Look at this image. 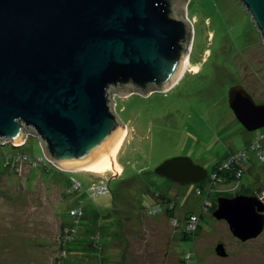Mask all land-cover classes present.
Masks as SVG:
<instances>
[{
	"label": "rangeland",
	"instance_id": "374dc122",
	"mask_svg": "<svg viewBox=\"0 0 264 264\" xmlns=\"http://www.w3.org/2000/svg\"><path fill=\"white\" fill-rule=\"evenodd\" d=\"M185 15L192 22L194 40L184 75L205 72L201 74L215 77L218 94L226 92L232 80L264 104V43L243 5L238 0H187ZM196 82H184L167 95L113 93L114 110L127 130L116 156L120 171L71 173L54 168L46 174L22 158L14 160V176L11 168H0V264H58L65 254L63 240L70 236L73 244L82 246L81 252L73 253L74 264H264V231L257 239L239 241L227 222L214 218L211 200L199 195L196 185L171 187L155 174L162 163L179 157L191 158L211 173L230 151L245 150L256 141L264 153V137L255 136L264 129L250 133L235 116L219 114L208 92L197 93L206 86ZM26 135L25 146L15 145L19 149L9 142L0 146L3 166L12 156L45 157L34 133L29 130ZM252 152L249 157L255 163H247L250 167L241 181L217 184V190L234 193L238 185L252 186L264 202V161ZM221 167L214 174L225 173ZM72 179L83 186L81 191H72ZM102 181L110 192L90 197L86 188ZM156 204H177L181 220L188 212H202L205 221L197 238L185 241L183 223L174 226L165 211L149 213ZM79 205L85 217L74 220L70 210ZM221 242L228 253L225 258L216 253Z\"/></svg>",
	"mask_w": 264,
	"mask_h": 264
},
{
	"label": "water",
	"instance_id": "95a60500",
	"mask_svg": "<svg viewBox=\"0 0 264 264\" xmlns=\"http://www.w3.org/2000/svg\"><path fill=\"white\" fill-rule=\"evenodd\" d=\"M264 43V0H238ZM187 0H0V146L26 144V131L63 172L108 163L124 130L113 93L147 96L182 78L194 40ZM229 105L247 132L264 129V104L243 86ZM155 174L201 185L208 171L191 158L165 161ZM214 218L241 242L264 231L258 196L219 197ZM228 256L224 243L216 248Z\"/></svg>",
	"mask_w": 264,
	"mask_h": 264
},
{
	"label": "trees",
	"instance_id": "16d2710c",
	"mask_svg": "<svg viewBox=\"0 0 264 264\" xmlns=\"http://www.w3.org/2000/svg\"><path fill=\"white\" fill-rule=\"evenodd\" d=\"M25 145L26 144H24L23 146H25ZM23 146H20L19 148H21ZM13 148L14 149H19V148L15 147V146ZM238 152L239 151H230V153H228L227 155H225L219 162H217L213 166V170H212L211 173H208V177H207L206 181L203 184L196 186V188L198 189V191H200V195H202V197H204L205 199L207 198L208 201L211 200L212 205H211L210 209L213 212L217 209V200H218L219 197H229V198H232V197H235V196H238V195H251V196L254 195V196H257V194H258V192L255 191V190H253L251 186H248L247 187V186H244V185H238L239 189L237 191H235L236 193L235 192L234 193H230V192H227V191L217 190L216 189L217 188L216 187L217 185H212L211 186L212 188L210 187L211 190L210 191H206V187H207V184L210 181L211 174L214 173L215 171H217L220 166H223L225 162H227L229 159H231L233 157V155H236ZM13 157L14 156L9 157V158H13ZM15 157H17V156H15ZM23 157H26V156H23ZM9 158H7L6 162H9ZM27 158H29V160L31 159V161H35V159H36V158H33V157H27ZM249 161H250V163H252V162L255 163V159H252V160L249 159ZM16 164H17L16 162L15 163L12 162V164H10L8 166V168H11L10 169V174L12 176H14V169L13 168L14 167L15 168L18 167V165H16ZM13 165H14V167H12ZM46 165L48 166V164H46ZM47 166L38 164V166L33 167V168H40L42 170V172L48 174V172H50L49 170L50 169H54V168L51 167V166H48V167ZM0 168H2L1 171H3V172L6 171V169H7V167H5V163H4V166H3L1 164V162H0ZM247 168H249L248 165H247ZM235 170L237 171V170H241V169L238 166H232L231 169L230 170H226L225 173L224 172L219 173L220 180H219L218 186L219 185H223V186L226 185V186H228V185L233 184L235 182L241 181V179L243 177L241 179L240 178L237 179L236 176H235ZM244 175H245V173H244ZM73 180L74 179H72V181H71L72 184H73ZM82 188H83V186H82ZM88 188H86V190ZM79 191H81V190H79ZM79 191H77V192H79ZM176 205L177 204H168L167 206L162 207V205L156 204L155 206H153V207H151L149 209V213L151 212L152 214H157V213H160L162 211H165L166 216L171 220V223H173L174 221H176L179 225H180L181 222L183 223L184 230L181 233V236L183 237V239L185 241L195 240L197 238L196 235H199V232L201 231V228H202L200 223H203L205 221L202 212L201 213H194L192 211L191 212H188V213H186L184 220H181L179 217H177V214H176L177 206ZM73 209L74 208H72L70 210V216H71V211ZM85 212H84V217H85ZM193 216L199 218V222L197 224V230L195 232H188L187 231V224L191 221V218ZM65 229L68 230L70 228L69 227H65ZM75 229H74V231L77 232L78 227L75 228ZM69 233H71V232H69ZM71 235H72V233H71ZM73 243H75V242L71 238V236H70V238L63 240L62 246L64 247L65 254H64L63 257H61V258H59V260H57L59 262L58 264H74V260L73 259L75 257V254H73V253H74V251H77V250H80V252H81L82 251V246L80 244H73ZM97 252H100V251H97ZM99 255H100V257L101 256H104L101 252L99 253ZM104 258H102V261H104L106 259V258L105 259Z\"/></svg>",
	"mask_w": 264,
	"mask_h": 264
},
{
	"label": "built area",
	"instance_id": "2783aa9c",
	"mask_svg": "<svg viewBox=\"0 0 264 264\" xmlns=\"http://www.w3.org/2000/svg\"><path fill=\"white\" fill-rule=\"evenodd\" d=\"M263 137H264V135H258L256 138L258 139V138H263ZM250 151H253L252 153H255L257 155V157L260 158V160L264 161V153H263V151H261L260 142L256 141L250 147L248 146L245 150L239 151L236 155H233V157L231 159H229L227 162H225V164L220 168V171L223 169L230 170L232 166H238L241 170H237V171L235 170V176L237 179L238 178L241 179L243 177L245 171H246L247 163L249 162V159H250V157H249ZM20 158H22L25 161H28V163L30 165L32 164V166H34V167L38 166V164L45 165V166H47L46 164H48V166H51V167H53L59 171H62L58 167H56L53 163L49 162L46 157L37 158V159H35V161H31V159L29 160V158L23 157V156L18 157V158L17 157L16 158H9V162H5V167H8L10 164H12V162H15L16 159H18L20 161ZM12 167H14V165ZM219 180H220L219 174L212 173L210 176V181L208 183L209 184V190L212 188L211 187L212 185H217L219 183ZM81 189H82V185L80 183H78L77 181L73 180L72 191L77 192ZM109 192H110L109 186H108V183L106 181L94 183L93 185H91L86 190V193L92 198L99 196V195L108 194ZM198 194L200 195V191H198ZM83 215H84V210H83L82 206H80V205L71 211V217L74 220H78ZM198 222H199V218L193 216L191 218V221L187 224V231L188 232H195L197 230ZM77 223H78V221H77ZM177 224L178 223L176 221L173 222L174 226H176Z\"/></svg>",
	"mask_w": 264,
	"mask_h": 264
},
{
	"label": "flooded vegetation",
	"instance_id": "af4514ba",
	"mask_svg": "<svg viewBox=\"0 0 264 264\" xmlns=\"http://www.w3.org/2000/svg\"><path fill=\"white\" fill-rule=\"evenodd\" d=\"M210 56V55H209ZM189 62V65H190V63H191V57H189V60H188ZM206 63V62H205ZM187 70V68L185 69V71ZM186 73V72H185ZM202 72H200L199 74H194V75H190V76H182V78L178 81V83L177 84H175L172 88H170L169 90H167V91H160V90H158V89H156V88H154V89H151L150 91H149V94L146 96V97H149V96H152V95H154V94H156V93H159V94H168V93H172L177 87H179V86H181L184 82H187V81H189V80H196L197 82L195 83V85L196 86H200V85H202V83H203V85L204 86H206L205 87V89H203L202 91L201 90H199V89H197V93L198 92H201V93H203V92H208V96H209V99H208V101L209 100H211V101H213V102H215V109H216V111L219 113V114H224L225 113V115H229L230 116V118L232 117V115L233 116H235L234 114H233V111L231 110V108H230V105H229V97H228V93H229V90L232 88V87H234V86H243V85H241V84H239V83H237V82H232V80H229V84H226V92H224V93H222V94H218V89H220V88H218L219 86H218V81L219 80H216V78L214 77H206L205 75H202V74H205V72L204 73H202ZM221 81V80H220ZM217 84V85H216ZM215 87L217 88V92L215 91ZM244 88H245V86H243ZM222 89H224V88H222ZM246 89V88H245ZM247 90V89H246ZM191 91H193V94H197L196 92H194V90H191ZM248 91V90H247ZM249 92V91H248ZM200 93V94H201ZM251 95H252V97L254 98V95L251 93V92H249ZM191 94V93H190ZM189 94V95H190ZM217 96V97H216ZM189 97H194V96H192V95H190ZM217 98V99H216ZM216 100V101H215ZM225 100V102L223 103V105H221L219 108H217V106H218V103L220 102V101H224ZM254 100H255V98H254ZM200 101V100H199ZM256 101V100H255ZM202 103H205V104H207V102L204 100ZM257 103V102H256ZM208 104H210L209 102H208ZM199 105H200V103H199ZM210 106V105H209ZM237 122H238V120H237ZM239 123V122H238ZM240 124V123H239ZM241 125V124H240ZM242 126V125H241ZM245 129V128H244ZM258 135H264V134H256L255 136L257 137ZM165 179V178H164ZM170 185H171V187H180L181 185H179V184H176V183H173V182H171V181H169V180H167V179H165ZM252 187V186H251Z\"/></svg>",
	"mask_w": 264,
	"mask_h": 264
},
{
	"label": "bare ground",
	"instance_id": "6f19581e",
	"mask_svg": "<svg viewBox=\"0 0 264 264\" xmlns=\"http://www.w3.org/2000/svg\"><path fill=\"white\" fill-rule=\"evenodd\" d=\"M125 130V129H124ZM127 135V130L122 132L120 135V138L118 139L116 145L112 149L111 153L109 154V161L108 163H103V164H91L82 168H79L81 171H86V172H92L95 174H106L107 172H114V171H120V166L117 164L116 161V156L119 153L123 142L125 140V137ZM20 144V143H18Z\"/></svg>",
	"mask_w": 264,
	"mask_h": 264
},
{
	"label": "crops",
	"instance_id": "0c3cea01",
	"mask_svg": "<svg viewBox=\"0 0 264 264\" xmlns=\"http://www.w3.org/2000/svg\"><path fill=\"white\" fill-rule=\"evenodd\" d=\"M250 164H251L250 166L252 167V165H253L254 163L252 162V163H250ZM250 166H248V167H250Z\"/></svg>",
	"mask_w": 264,
	"mask_h": 264
}]
</instances>
